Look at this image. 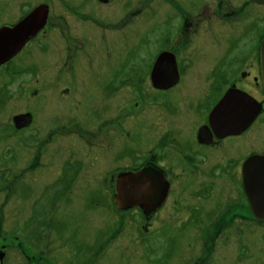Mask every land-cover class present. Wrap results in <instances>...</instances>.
<instances>
[{
    "label": "flooded vegetation",
    "instance_id": "af4514ba",
    "mask_svg": "<svg viewBox=\"0 0 264 264\" xmlns=\"http://www.w3.org/2000/svg\"><path fill=\"white\" fill-rule=\"evenodd\" d=\"M68 5H79L75 31ZM32 11L43 24L0 64V198L14 202L9 217L0 211V264H59L43 217L58 193L91 182L99 195L95 178L138 219L124 238L125 222L112 225L100 264H124L131 241L149 264H264V0H0V29ZM135 21L142 45L129 41ZM100 30L127 45L112 67L89 45ZM139 171L156 176V191L119 208L117 180ZM7 218L17 225L3 228Z\"/></svg>",
    "mask_w": 264,
    "mask_h": 264
},
{
    "label": "rangeland",
    "instance_id": "374dc122",
    "mask_svg": "<svg viewBox=\"0 0 264 264\" xmlns=\"http://www.w3.org/2000/svg\"><path fill=\"white\" fill-rule=\"evenodd\" d=\"M134 2H138L140 0H133ZM79 5H68V9H76L77 14L73 15L69 12H67V22L69 25L70 31L74 29V26L79 25L80 20V14H79ZM65 11L55 13L54 16L57 15H65ZM151 18L150 21L153 22L155 19L153 16L155 12H150ZM73 16L75 17L74 20H72ZM117 18L120 19V16ZM116 18V19H117ZM97 20H100L103 26H112L114 25L115 18L114 16L107 17L106 14H102V17L96 16ZM72 22H75L74 24ZM141 22L135 21L133 23V30L138 29L139 31H134L133 38H130L129 41H131V45L133 40L136 41L135 44L142 45L144 43L143 33L144 30L141 28L142 26ZM100 34H96V43L89 44L91 47H96V54H98V57L100 58L101 54H104V58L106 63L111 64L110 67H112V61L118 58L115 54H120L123 50L127 49V45L123 44L119 46H114L113 42L114 39L111 37V35H114L112 32H107L100 30ZM100 43V46L98 47V44ZM88 45V47H89ZM81 54L84 59L89 58V55L95 57V54L88 50V52L85 53V49L83 50L82 47ZM94 50V49H92ZM116 52H113L115 51ZM24 54V53H23ZM22 54V55H23ZM57 68V67H56ZM108 68V67H107ZM47 78V77H46ZM53 78L49 76L47 80H52ZM55 90L53 89V92ZM49 92H52L49 89ZM89 93H95L94 91H91ZM45 97V96H44ZM43 116V115H42ZM41 118V115L38 116ZM68 136L64 135L60 138V141L57 145H61L63 154L65 155V158L70 160L73 158V155H70V151L73 147L72 139H67ZM87 176H91L93 174V171L91 170V167L88 165L85 167L83 174ZM13 173L11 172V175ZM95 181H93L94 185L96 184V187H99V195H89V189L86 188L88 184L91 185V182L87 183L84 181L82 185L78 183V186H84V188H77L76 192L73 193H62L61 195L58 193V195L52 196V205L49 206V215H45L43 217V223L48 224L47 222L51 220L50 224H53V227L55 228V234H56V241H55V247L57 249V256H58V262L59 264H87V262H95V264L99 263V252L101 251V245H104L105 239L111 234V228L112 225L115 223H119L120 220L121 223L125 222V225L123 226L121 230V238H124V234H130V228L132 230L133 225L136 223L137 216L130 215V213L123 212L124 210L116 209L113 205V199L112 197V191L108 187V183L106 184V181L108 180L106 178L105 184L101 182V179L95 178ZM55 186V185H52ZM38 188V187H37ZM1 189V185H0ZM111 191V193H110ZM5 192V191H4ZM5 194V193H4ZM42 199L45 201V197L40 194ZM47 195V198L50 199ZM50 201H48L44 209L47 207ZM112 205H111V204ZM4 204H6L5 208L3 207ZM14 205V202L6 203L2 202V197L0 198V211L3 209L2 213L4 216H10V213H13L11 211L12 207ZM11 211V212H10ZM16 215L13 216V218H16ZM123 217V218H122ZM18 220L17 219H5L4 220V227L3 228H12L17 225ZM130 228H128V226ZM133 231V230H132ZM66 233L70 234V237L65 235ZM108 239V238H107ZM114 238L110 239V245L109 247L113 250L115 249V246L117 245L114 241ZM47 245V244H46ZM52 247H49V245L46 246V250H50ZM122 249L126 250V253L123 254L121 259L123 258L124 264L132 263V261L135 259L136 263L138 264H149L147 259L142 255L141 249L139 244L136 246H133V242H128L127 246L123 245ZM43 250V249H42ZM40 252V250L37 249H28L26 251L27 256L30 257L31 254H34L36 252ZM161 253H164L163 250H161ZM83 252V254H82ZM16 253V251H11L10 259L12 258V255ZM69 257V259H68ZM106 257L108 263L111 262V260H114V256L109 254H103L100 256V258ZM138 258V260H137ZM32 259V257H31Z\"/></svg>",
    "mask_w": 264,
    "mask_h": 264
},
{
    "label": "water",
    "instance_id": "95a60500",
    "mask_svg": "<svg viewBox=\"0 0 264 264\" xmlns=\"http://www.w3.org/2000/svg\"><path fill=\"white\" fill-rule=\"evenodd\" d=\"M38 15H36V14ZM42 20L44 17H41ZM40 16L36 11H32L30 16L21 20L18 25L10 29H0V64L10 59L11 55L22 47L25 40L33 35L43 23L39 22ZM260 58L262 69V80L264 86V37L260 43ZM160 57H158V60ZM157 60V59H156ZM264 157V156H263ZM157 178L155 175H148L144 171L128 173L117 180V194L114 196L119 208L133 204H141L151 196L152 186L156 191ZM252 199V197H251ZM145 207L143 204L142 208Z\"/></svg>",
    "mask_w": 264,
    "mask_h": 264
}]
</instances>
